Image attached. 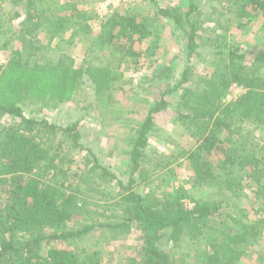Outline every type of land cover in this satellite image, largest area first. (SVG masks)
<instances>
[{
	"label": "trees",
	"instance_id": "16d2710c",
	"mask_svg": "<svg viewBox=\"0 0 264 264\" xmlns=\"http://www.w3.org/2000/svg\"><path fill=\"white\" fill-rule=\"evenodd\" d=\"M2 1L14 8L12 21H20L21 47H11L10 37L1 47L11 50V56L5 66L0 65V264H102L98 251L53 248L42 253L41 247L51 241H83L97 230L103 231L105 240L109 232L129 234L134 228L142 234L144 264H189L190 253L173 259L160 247L164 239L181 252L185 245L205 241L197 258L199 264H239L244 247L257 242L259 224L229 216L238 226L231 233L225 223L216 221L221 217L222 202L193 201L194 207L189 210L183 202L185 197L163 200L153 192L135 190L138 181L145 179L143 165L150 162L149 134L156 116L167 109V101L156 102L132 136L128 184L102 167L93 154L73 179L72 151L83 149L77 125L58 126L46 118L27 115L24 108L36 87L46 85L64 100L72 97L78 84L75 61L69 55H62L55 64L38 63L45 48L42 34L48 36L49 44L70 34L69 43L79 37L89 42L91 52L110 50V58L137 64L154 56L157 43L147 46L146 42L154 35L157 24L168 20L186 38L191 59L199 47L198 40L203 39L199 35L203 22L194 18L201 14L200 0H189L187 12L160 5L157 0H145L152 6L153 15L114 13L101 22L96 35L91 15L81 8L93 0ZM228 5L238 19L259 21L264 29V0H228ZM13 33L12 27L3 30L0 24V36ZM161 69L158 77H172V67ZM263 69L264 47L245 52L232 50L228 61L190 87H185L192 78L187 68L175 89L183 90L177 103V121L198 138L194 150L183 152L196 182L219 177L226 190L237 196L244 189L236 174L237 166L252 168L250 177L256 184L253 192L264 205V172L260 168L264 140L252 146L249 135L232 139L238 123L264 122ZM234 85L243 88L244 93L235 102L225 104L223 99ZM6 116L14 122L2 124ZM221 133H226L225 140ZM58 136L63 138L59 140ZM230 140L233 142L229 149H223ZM64 144L70 148L66 153L61 152ZM113 184L120 193L112 199L104 190ZM76 220L79 223L74 227Z\"/></svg>",
	"mask_w": 264,
	"mask_h": 264
},
{
	"label": "rangeland",
	"instance_id": "374dc122",
	"mask_svg": "<svg viewBox=\"0 0 264 264\" xmlns=\"http://www.w3.org/2000/svg\"><path fill=\"white\" fill-rule=\"evenodd\" d=\"M157 1L163 6H176L188 11L189 0ZM199 7L201 14H195L194 18L203 22L199 32L203 39L198 40L199 47L191 59L187 54L186 38L168 20L158 23L154 35L146 42L147 46H155L157 43L154 56L141 59L137 64L130 60L110 58V50L91 52L88 49L89 42L79 37L69 43L67 39L70 34L52 44L48 43V36L42 34L45 48L37 59L38 63L42 66L55 64L62 55H69L75 61L74 74L78 84L72 97L64 100L52 94L51 88L46 85L40 89L36 87L33 98L24 104L25 112L29 116L46 118L62 127L77 125L83 149L72 151L73 179L83 170L86 159L92 158L93 154L102 167L128 184L132 136L154 104L164 99L168 107L155 118L154 128L149 134L150 162L143 165L145 179L138 181L135 190L140 193L153 192L163 200L185 197L183 202L189 210L194 207L193 201L222 202L221 217L216 221L225 223L229 232L235 233L238 230L229 216L242 222L259 224L257 242L244 247V255L239 264H264V205L253 192L256 184L250 177L252 168L237 166L236 174L244 187L237 196L226 190L219 177L204 183L196 182L195 174L183 152L194 150L198 138L177 121V103L183 90L175 89L187 68L191 69L192 78L185 87H190L199 83L201 78L209 77L220 63L228 61L230 51L245 52L253 47H264V29L259 21L250 23L238 19L228 5V0H200ZM81 8L92 17L90 23L93 35L99 32L101 22L114 13L153 15L152 6L145 0H93ZM13 11L14 8L8 2L0 0L1 29L12 27L14 30L9 36H0V65L4 66L11 56V50H1L8 37L12 39L11 47H21L18 32L20 21H12ZM161 67L173 68L170 79L158 77ZM260 76L264 86V69L260 71ZM243 93V88L234 85L223 102H235ZM13 122L14 119L9 116L1 120L4 125ZM236 127L232 139H237L239 135H249L252 146H259L263 142L264 122H242ZM225 135L220 134L223 140ZM58 137L59 140L63 138ZM231 142H226L223 149H229ZM61 149L63 153L70 150L65 144ZM260 168L264 172V162ZM261 182L264 184V177ZM104 191L112 199L120 193L116 184L107 185ZM78 223L79 220H76L73 226L76 227ZM102 237L103 231L97 230L83 241L46 242L42 244L41 252L46 253L53 248H67L75 252L86 248L91 252L98 251L102 264H144L141 255L142 234L137 228L129 234L109 232L105 240ZM160 247L175 260L180 258L181 253H190L189 264H197V258L205 248V241L192 246L185 245L184 252L174 249L167 239L163 240ZM179 264H187V261Z\"/></svg>",
	"mask_w": 264,
	"mask_h": 264
}]
</instances>
